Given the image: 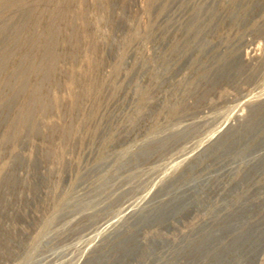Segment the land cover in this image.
I'll return each mask as SVG.
<instances>
[{
	"label": "rangeland",
	"instance_id": "obj_1",
	"mask_svg": "<svg viewBox=\"0 0 264 264\" xmlns=\"http://www.w3.org/2000/svg\"><path fill=\"white\" fill-rule=\"evenodd\" d=\"M0 264H264V0H0Z\"/></svg>",
	"mask_w": 264,
	"mask_h": 264
}]
</instances>
